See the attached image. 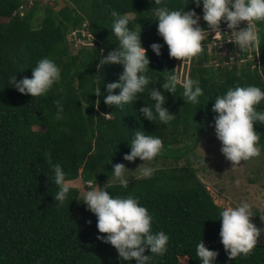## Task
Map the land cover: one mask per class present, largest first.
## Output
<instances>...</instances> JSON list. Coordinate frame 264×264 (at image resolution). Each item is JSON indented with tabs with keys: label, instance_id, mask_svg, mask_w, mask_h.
<instances>
[{
	"label": "trees",
	"instance_id": "16d2710c",
	"mask_svg": "<svg viewBox=\"0 0 264 264\" xmlns=\"http://www.w3.org/2000/svg\"><path fill=\"white\" fill-rule=\"evenodd\" d=\"M66 3L58 10H42L44 16L36 27L33 22L40 12L39 0L31 4L27 0H0V264H135L134 258H118L112 245L97 239L96 217L78 200L77 189L70 187L63 205L53 199L57 185L50 161L62 165L66 182L78 177L93 181L92 185L105 181L112 176L113 164L126 165L123 155L130 151L128 143L137 129L159 136L163 147L156 157L164 163L172 160L173 165L155 169L147 178L130 179L127 187L109 184L106 191L113 196L138 197L152 214V231L168 234L166 252L150 253L149 264H199L195 246L200 238L206 247L217 250L215 264H264V245H255L247 256H227L218 235L221 208L196 178L195 170L188 163L178 164L197 147L200 136L213 130L209 122L216 115L211 105L217 95L237 85L255 84L264 89V21L257 22L262 37L258 65L251 68L253 60L226 66L215 56L221 62L214 67L208 65L216 60L208 53L210 35H205L197 56L188 60L168 56L167 46L157 34L153 12L160 5L154 0ZM161 3L202 12L191 0ZM113 10L128 15L129 27L140 31L150 60L148 75L152 80L148 87L159 88L166 72L176 73L181 80L190 77L203 89L199 104L184 103L179 84L174 93L162 89L166 106L174 114V119L164 124L150 122L138 112L145 103H153L147 88L133 104L122 108L106 105L103 96L93 93L100 83L101 92L107 95L105 84L116 81L122 71L119 64L102 65L100 77L95 67L99 57L117 45L111 31ZM81 29L91 35L92 46L80 47L73 54L69 35L74 31L86 39ZM153 42L162 44L159 56L148 47ZM212 50L215 54L216 47ZM248 52L239 50L243 58ZM44 56L54 59L61 70L60 81L46 95L32 97L10 86L11 76L17 80L30 77L31 67ZM60 98L65 118L57 120L53 101ZM257 107L264 108V104ZM253 127L259 132L260 154H264V123ZM183 147L186 151L179 155ZM145 254H149L148 249Z\"/></svg>",
	"mask_w": 264,
	"mask_h": 264
},
{
	"label": "clouds",
	"instance_id": "9594fccd",
	"mask_svg": "<svg viewBox=\"0 0 264 264\" xmlns=\"http://www.w3.org/2000/svg\"><path fill=\"white\" fill-rule=\"evenodd\" d=\"M154 2L160 5L153 12L156 17L154 20L157 22V34L166 44L169 57L181 59L197 56L202 51L205 33L209 35L211 32L213 36L222 38L225 32L220 28L221 23H225L231 30V37L228 40L237 48L244 51L254 49L258 55L262 37L257 22L264 21V0H191L194 5L201 7L202 17L193 8L187 10L185 6L169 8L162 4L161 0ZM20 11L22 16V9ZM111 15L113 17L111 31L116 37L117 45L106 55L100 56L95 67L98 70L97 76L100 77L102 65L119 64L122 71L116 81L105 84L104 90L107 95L101 92L100 83L93 93L98 97L103 96L106 105L122 108L125 104H133L138 94L147 88L153 103H145L138 112L150 122L158 120L164 124L172 121L174 114L166 106L167 97L162 89L174 93L179 84L182 87L180 97L184 103L199 104L203 89L198 81L190 77L181 80L176 73L166 72L159 88L148 87L152 80L148 75L150 60L146 54L147 49L140 40V31L129 27L128 15L115 10ZM201 18L206 22V28L200 26ZM242 21H246V26L238 27ZM148 47L155 55H160L161 43L153 42ZM220 59L228 61V57L227 60L225 57ZM60 71L54 59L44 56L31 67L30 77H21L17 80L14 75L9 78V84L21 94L43 96L54 83L60 81ZM114 89H119V92L114 93ZM53 104L56 109L55 119H64L62 98L54 100ZM261 104H264V89L255 84H248L227 88L223 94L215 97L211 105L216 115L209 122L210 126L220 141V152L232 164L260 154L259 132L253 125L258 122L264 123V108L257 107ZM128 145L130 151L123 155V159L133 161L139 158L141 163L135 168L137 176L150 177L154 168L147 162L152 161L161 152L163 147L161 138L146 134L144 129H137ZM50 164L54 172V183L57 185L53 199L58 205H63L70 191L65 179L66 173L59 162L50 161ZM128 172L129 169L122 162L112 165L114 181L122 187H127L129 177H132ZM87 183L91 186L93 181ZM105 189L104 185L99 186L96 182L95 187L85 189L82 198L78 199L83 201L86 210L96 217L97 239L112 245L118 253V258L124 261L134 258L135 264H149L152 260L150 253L164 254L169 236L163 230L152 231V214L139 203V198L133 195L113 196ZM250 209L249 202L241 200L235 205L222 207L218 213L220 220L218 235L230 259L238 255H249L257 244L261 228L251 221L253 212ZM146 249L149 250V254H145ZM195 252L199 264H215L217 250L206 247L201 238L195 246ZM184 259L181 257L183 262Z\"/></svg>",
	"mask_w": 264,
	"mask_h": 264
},
{
	"label": "rangeland",
	"instance_id": "374dc122",
	"mask_svg": "<svg viewBox=\"0 0 264 264\" xmlns=\"http://www.w3.org/2000/svg\"><path fill=\"white\" fill-rule=\"evenodd\" d=\"M41 4L38 6L39 13L35 15L34 26L38 24L39 19L42 20L44 11L46 8H52L58 10L62 8L66 3V0H50L55 3L51 5L49 1L39 0ZM37 27V26H36ZM82 34H85V30L81 29ZM77 32H71L69 35L68 42L71 47V52L75 54L80 47L91 46L89 42L84 41L83 39L77 36ZM207 35V33H205ZM211 37V42L208 44V53L215 61H211L208 65H213L216 67L220 64V60L215 56L223 57L222 49L217 50L214 54V50L211 51L212 47L222 45L225 37L215 39L211 32H209ZM71 36V37H70ZM77 38L81 40L78 42ZM83 40V42H82ZM87 42V43H86ZM215 43V44H214ZM221 54V55H219ZM236 56H239V53H236ZM241 57V56H240ZM188 60V58H186ZM254 65H258L259 57L255 53L251 52L249 49L248 55L246 58L241 57L240 59H230L227 62L222 61V65L226 66H241L247 63V61H253ZM185 76V75H184ZM200 141L195 149L189 151L185 156H182L179 160V165L187 164L190 165L192 169L195 170L196 178L206 187L209 191L214 203L220 208L235 205L241 200H246L251 206V211L253 212L251 221L258 227L261 228L260 235L257 238L256 245H264V154H259L258 156L250 157L247 160H242L238 163L232 164L231 161L227 160L223 154L220 152V141L215 137L214 129L205 132L202 137L200 136ZM186 151L183 147L179 155ZM185 157L187 158L185 161ZM165 160L162 158L154 157L152 161L147 162L149 166L155 169L169 168L173 165L172 160H168L164 163ZM141 163L139 158H135L133 161H127L126 168L129 169L128 174L132 177L130 179L139 178L137 176L136 166ZM91 180H84L82 177H78L74 181L67 182L69 187L75 188L78 190L79 199L82 198L83 192L87 186V182ZM238 181V183H237ZM116 183L113 176L105 181H99L97 184L99 186L107 187L109 184ZM93 187L96 186L91 185ZM106 190V189H105ZM81 204H84L83 201H80ZM188 263V258L186 260ZM181 264V263H180Z\"/></svg>",
	"mask_w": 264,
	"mask_h": 264
},
{
	"label": "built area",
	"instance_id": "2783aa9c",
	"mask_svg": "<svg viewBox=\"0 0 264 264\" xmlns=\"http://www.w3.org/2000/svg\"><path fill=\"white\" fill-rule=\"evenodd\" d=\"M27 1H28L29 4H31L33 2V0H27ZM46 1L51 2L50 0H46ZM22 8H24V7L21 6L20 7V10ZM199 15H201V17H202V12H200ZM204 23H206V22L203 21V19L201 18V20L199 21L200 26L203 27V24ZM244 26H246V21H242L241 24L238 27H244ZM220 28H221L222 31L225 32L223 34L226 37H225V40H224V42H223L222 45H219L218 47L214 46V47H216V51L217 50L220 51V49H222V51H223V57H226L227 56L228 57V60L233 59V58L240 59L241 60L240 53H239V50L240 49L237 48V46L232 41L228 40L231 37V32H230L231 30L226 27V24L225 23H221ZM81 36H86V39H83L84 41H91L92 40L91 35H87L86 33L85 34H81ZM215 39H218L219 40L220 38H217L216 37ZM77 40H78V42H81V40L79 38H77ZM83 40H82V42H83ZM89 44L91 45L92 42H89ZM237 52L239 53V56H236V53ZM219 55H221V54H219Z\"/></svg>",
	"mask_w": 264,
	"mask_h": 264
}]
</instances>
